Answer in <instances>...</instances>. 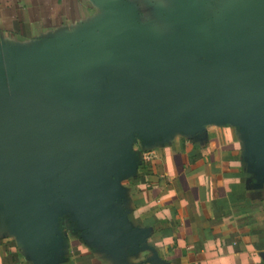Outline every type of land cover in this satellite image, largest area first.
Returning a JSON list of instances; mask_svg holds the SVG:
<instances>
[{"label":"water","instance_id":"1","mask_svg":"<svg viewBox=\"0 0 264 264\" xmlns=\"http://www.w3.org/2000/svg\"><path fill=\"white\" fill-rule=\"evenodd\" d=\"M181 2L178 32L146 29L127 0H96L93 30L9 66L0 55V193L32 223H52L43 211L63 190L95 233L128 239L107 209L138 137L250 123L264 154V0L227 10L222 29Z\"/></svg>","mask_w":264,"mask_h":264},{"label":"crops","instance_id":"2","mask_svg":"<svg viewBox=\"0 0 264 264\" xmlns=\"http://www.w3.org/2000/svg\"><path fill=\"white\" fill-rule=\"evenodd\" d=\"M102 15L96 0H0V55L9 66ZM129 156L107 209L128 239L95 233L67 191L42 210L54 218L45 226L0 193V264H264V154L250 123L138 137Z\"/></svg>","mask_w":264,"mask_h":264},{"label":"rangeland","instance_id":"3","mask_svg":"<svg viewBox=\"0 0 264 264\" xmlns=\"http://www.w3.org/2000/svg\"><path fill=\"white\" fill-rule=\"evenodd\" d=\"M129 6L134 10L135 14L139 16L140 23L146 29H155L157 31H168V29H172L175 31H180V22L179 26H177L174 22V18L179 16L180 19L184 20L182 12V2L181 0H169V2H173V7H165L168 3V0H155L156 3H159L161 7L166 9V17L160 14L157 11L154 12L152 15L146 12L143 16H140V11H146V7L150 6L149 0H127ZM192 6L196 9V17L199 19L206 18L208 22V26L211 28L216 27L217 29H222L223 26L227 27L229 21L221 20L225 18V13L230 8L234 9H241L245 6L244 0H191ZM238 3V4H237ZM169 5V4H168ZM89 8V6H88ZM236 12V11H235ZM181 13V14H180ZM229 14V13H228ZM186 17V16H185ZM230 17V16H228ZM209 20V21H208Z\"/></svg>","mask_w":264,"mask_h":264},{"label":"flooded vegetation","instance_id":"4","mask_svg":"<svg viewBox=\"0 0 264 264\" xmlns=\"http://www.w3.org/2000/svg\"><path fill=\"white\" fill-rule=\"evenodd\" d=\"M149 3H150V6L146 7V11H140V16H143L146 12L150 13L151 15L157 11L160 12V14L164 15V18L166 17V9H164L163 7H161L160 5H158L159 3H156L155 0H149ZM169 4V5H168ZM173 2H169L168 0V3L165 5V7H173ZM173 31L172 29H168L167 32H171Z\"/></svg>","mask_w":264,"mask_h":264}]
</instances>
